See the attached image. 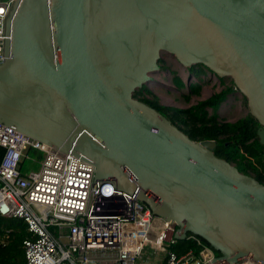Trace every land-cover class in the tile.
Listing matches in <instances>:
<instances>
[{
	"label": "water",
	"instance_id": "95a60500",
	"mask_svg": "<svg viewBox=\"0 0 264 264\" xmlns=\"http://www.w3.org/2000/svg\"><path fill=\"white\" fill-rule=\"evenodd\" d=\"M6 35L0 124L89 159L175 240L264 264V186L134 98L162 53L200 65L232 80L264 147V0H15Z\"/></svg>",
	"mask_w": 264,
	"mask_h": 264
},
{
	"label": "built area",
	"instance_id": "2783aa9c",
	"mask_svg": "<svg viewBox=\"0 0 264 264\" xmlns=\"http://www.w3.org/2000/svg\"><path fill=\"white\" fill-rule=\"evenodd\" d=\"M15 0H0V64L6 22ZM0 216L21 220L30 239L24 264H227L208 248L178 257L170 246L176 227L153 216L137 195L95 180L93 163L65 154L0 124ZM38 155L40 161L30 158ZM38 163L37 171L31 169ZM233 264H257L243 259Z\"/></svg>",
	"mask_w": 264,
	"mask_h": 264
},
{
	"label": "trees",
	"instance_id": "16d2710c",
	"mask_svg": "<svg viewBox=\"0 0 264 264\" xmlns=\"http://www.w3.org/2000/svg\"><path fill=\"white\" fill-rule=\"evenodd\" d=\"M203 69L197 65L190 72L194 75L202 74ZM173 83L177 89L184 87L179 78H175ZM234 88L232 85L231 88L224 89L188 109L160 105L157 98L145 87L137 91L134 98L156 110L190 140L214 141L216 147L213 153L217 158L235 166L241 174L254 178L264 186V147L257 139V122L250 115L233 123L219 121L217 118L218 108ZM199 90L200 85L189 86L190 95L198 96ZM146 95L150 98H146ZM209 110L212 114H209ZM3 154L4 150L0 148V162ZM30 238L31 235L21 220L0 216V264H24L23 242ZM204 248L211 250L216 257L219 256L203 240L192 235L182 241L174 239L170 246V250L179 258L189 253L197 258Z\"/></svg>",
	"mask_w": 264,
	"mask_h": 264
},
{
	"label": "rangeland",
	"instance_id": "374dc122",
	"mask_svg": "<svg viewBox=\"0 0 264 264\" xmlns=\"http://www.w3.org/2000/svg\"><path fill=\"white\" fill-rule=\"evenodd\" d=\"M158 66L159 72L152 78L157 85H150L148 90L157 98L159 104L165 107L188 109L201 101L207 100L212 95L220 93L224 89L231 88L233 85L230 78L213 79L206 69H203L202 74L194 75L190 72V68H183L178 64L174 56L165 52L160 55ZM175 78H179L183 82L184 87L182 89H177L174 85L173 81ZM190 85H200L198 96L189 94ZM146 98L150 97L146 95ZM209 114H212L211 110H209ZM216 114L219 121L230 123L246 118L249 115L246 99L234 88L226 101L220 105ZM30 158L37 159V162L40 161L39 156L32 153H30ZM38 169L39 164L35 163L31 169L25 170L24 168L22 172L37 171Z\"/></svg>",
	"mask_w": 264,
	"mask_h": 264
},
{
	"label": "crops",
	"instance_id": "0c3cea01",
	"mask_svg": "<svg viewBox=\"0 0 264 264\" xmlns=\"http://www.w3.org/2000/svg\"><path fill=\"white\" fill-rule=\"evenodd\" d=\"M145 258L141 262V264H157L158 257L160 256H154L153 254L146 252L145 253Z\"/></svg>",
	"mask_w": 264,
	"mask_h": 264
},
{
	"label": "bare ground",
	"instance_id": "6f19581e",
	"mask_svg": "<svg viewBox=\"0 0 264 264\" xmlns=\"http://www.w3.org/2000/svg\"><path fill=\"white\" fill-rule=\"evenodd\" d=\"M214 79V78H213ZM152 87V86H151Z\"/></svg>",
	"mask_w": 264,
	"mask_h": 264
}]
</instances>
